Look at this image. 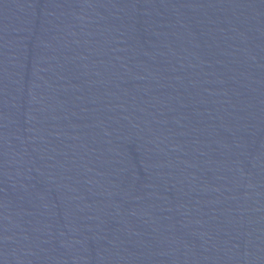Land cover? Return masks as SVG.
<instances>
[{
    "label": "water",
    "instance_id": "obj_1",
    "mask_svg": "<svg viewBox=\"0 0 264 264\" xmlns=\"http://www.w3.org/2000/svg\"><path fill=\"white\" fill-rule=\"evenodd\" d=\"M0 264H264V0H0Z\"/></svg>",
    "mask_w": 264,
    "mask_h": 264
}]
</instances>
